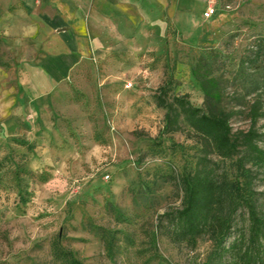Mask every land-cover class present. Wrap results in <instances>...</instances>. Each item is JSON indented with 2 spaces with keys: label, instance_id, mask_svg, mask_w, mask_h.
<instances>
[{
  "label": "rangeland",
  "instance_id": "rangeland-1",
  "mask_svg": "<svg viewBox=\"0 0 264 264\" xmlns=\"http://www.w3.org/2000/svg\"><path fill=\"white\" fill-rule=\"evenodd\" d=\"M209 6L215 13L207 19ZM22 7L9 0L7 9ZM196 15L197 26L169 23L148 50L89 54L60 86L34 92V102L16 105L15 93L13 105L0 101V264H61L51 253L57 238L82 264H204L212 242H173L163 215L181 208L182 176L205 147L186 123L166 132L159 88L169 83L170 95L203 108L192 68L205 59L235 105L251 78L264 80L262 71L238 74L246 52L264 38V0H207ZM3 33L0 63L11 68ZM238 110L234 133L250 127ZM257 129L264 149V119ZM209 158L219 175L239 176L237 157ZM247 167L257 174L254 190L264 205V168Z\"/></svg>",
  "mask_w": 264,
  "mask_h": 264
},
{
  "label": "trees",
  "instance_id": "trees-1",
  "mask_svg": "<svg viewBox=\"0 0 264 264\" xmlns=\"http://www.w3.org/2000/svg\"><path fill=\"white\" fill-rule=\"evenodd\" d=\"M260 71L264 72V38L246 52L238 74L247 79ZM214 72V63L205 59H199L192 68V76L205 96L203 108L193 107L186 95H170L169 83L159 88L157 102L166 110V132H181L186 123L205 147L194 169L182 176L181 208L163 215L167 234L177 244L210 240L213 247L204 264H264V205L259 204L254 190L257 174L247 167L251 163L264 168V149L258 144L261 134L257 129L264 119V80L251 78L252 86L242 87L246 93L234 105L228 98V86H223ZM252 96L253 101L245 102ZM242 108L250 127L234 133L231 121ZM210 154L223 160L237 157L239 176L219 175ZM51 253L61 264H82L58 238L51 244Z\"/></svg>",
  "mask_w": 264,
  "mask_h": 264
},
{
  "label": "crops",
  "instance_id": "crops-1",
  "mask_svg": "<svg viewBox=\"0 0 264 264\" xmlns=\"http://www.w3.org/2000/svg\"><path fill=\"white\" fill-rule=\"evenodd\" d=\"M19 1L23 7L9 12V0H0V28L15 62L0 65L6 106L14 93L19 106L38 100V92L60 86L91 53L102 58L111 50H148L169 23L197 26L196 12L207 8V0ZM7 86L15 88L8 92Z\"/></svg>",
  "mask_w": 264,
  "mask_h": 264
},
{
  "label": "built area",
  "instance_id": "built-area-1",
  "mask_svg": "<svg viewBox=\"0 0 264 264\" xmlns=\"http://www.w3.org/2000/svg\"><path fill=\"white\" fill-rule=\"evenodd\" d=\"M214 13H215V9H214V7L213 6H209L208 7V9H207V11L205 12V14H204V17L205 18H211L213 15H214ZM130 85L129 84H126V87L128 88Z\"/></svg>",
  "mask_w": 264,
  "mask_h": 264
}]
</instances>
